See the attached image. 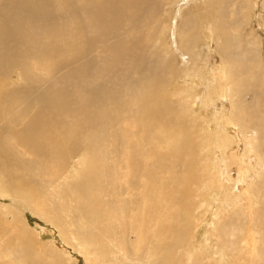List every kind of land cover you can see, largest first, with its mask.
I'll list each match as a JSON object with an SVG mask.
<instances>
[{
  "label": "bare ground",
  "instance_id": "obj_1",
  "mask_svg": "<svg viewBox=\"0 0 264 264\" xmlns=\"http://www.w3.org/2000/svg\"><path fill=\"white\" fill-rule=\"evenodd\" d=\"M242 1L252 7L250 27L243 22L235 30L240 22L228 14L230 0H0V193L16 200L7 210L13 221L24 217L20 208L64 234L76 227L74 234L97 246L102 259L185 264L177 250L191 230V191L214 186L213 171L223 186V168L230 166L221 158L212 162L198 119L187 120L193 78V95L203 103L192 108L203 115L213 104L217 130L232 138L223 151L237 147L238 174L246 177L248 157L256 158L255 183L242 178L234 185L260 202L258 216L248 215L244 225L258 229L264 222V0L235 5ZM201 28L206 41L199 47ZM178 71L188 75L173 81ZM74 158L82 164L70 169ZM16 233L20 241L30 232L21 223ZM3 253L0 247V259ZM20 264L31 262L22 257Z\"/></svg>",
  "mask_w": 264,
  "mask_h": 264
},
{
  "label": "rangeland",
  "instance_id": "obj_2",
  "mask_svg": "<svg viewBox=\"0 0 264 264\" xmlns=\"http://www.w3.org/2000/svg\"><path fill=\"white\" fill-rule=\"evenodd\" d=\"M230 1L231 3L230 5L227 6L226 9L228 10V14L230 17L240 22V24L234 27L235 30H241L243 28V22L246 23L250 17L252 7H248L247 5L249 3H244L243 1L239 5L237 4L235 5V3L238 2V0H230ZM199 4L203 5L202 3H199ZM202 20L206 22L207 20H209V17L208 18L203 17ZM234 20L231 19L230 22L234 23L235 22ZM163 21H164V18H163ZM157 24H161V23H157ZM245 27L249 28L250 26L248 25V23H246V26H244V28ZM199 32H200L201 38H200V41L198 40L197 45H199V43L202 42L199 46V47H202L204 45L203 43L204 40L206 41V38H205V35L201 34L202 28L199 29ZM243 32L245 33L244 30H242V33ZM222 33L223 34L221 35L220 38L218 37L219 36L218 35L215 39V43L218 46H220V44H222V42H224L226 39L225 36L227 35V33L226 34L224 32ZM205 49L206 47H204V50H202V53H204ZM185 58L187 59V57ZM176 63L177 62L174 63L175 66H176ZM196 65L197 67L199 66V64H196ZM181 67H183V65H181ZM37 72L38 74H40L39 71ZM44 75L45 74H42V76ZM182 75L184 76L188 75V71H178L171 79L175 81L176 79L179 78L178 76H182ZM11 78L16 82H20L18 73L12 72ZM190 78L191 77L182 78L181 81L186 83V81L188 82L190 81ZM191 79H192L190 82L191 84L187 85V87L191 91L190 95L187 98V103H190V105L187 108L191 109L189 112L192 111L193 113L192 112L191 114L188 113L189 115L187 116V120L193 117L198 119L199 127H201L203 131L201 133L202 141L203 143H205L204 147L210 152L209 154L211 156L212 162L213 163L215 162L216 164L218 159L221 158V159H224V161L226 162L228 161V165L230 166L227 168H223L226 170V172L224 173L225 180L223 182V186L227 187V189L223 187L222 184L218 181L220 179V174H219L220 172L217 171L218 173L217 174L216 172L213 171L212 173L214 175L213 177L214 186H212L211 188L208 186L207 187L204 186L203 190L196 189V191L193 188V190L191 191L192 192L191 197L194 199L193 201H195V207L192 208L193 213L191 212V225L189 227L191 228V230H189V233L184 241L185 243L183 242L185 245L183 244V246H181L177 250V252L179 253V256L184 255L185 260L183 259V261L186 262L185 264H193V263L194 264H264V251H263L264 249V246H263L264 245V241H263L264 240L263 238L264 237L263 235L264 234V222L262 223V225H260L258 229H254L253 227L250 228L249 226L244 228V225L247 224L250 215H252V217L258 216V211L261 208L260 202H256V197H254L252 193L249 192L250 193L249 194L248 191L244 192L243 189L241 190V188L235 187L234 185L235 183H237V180L239 179L241 180L242 178H244L245 180L246 179L248 180L251 178L250 181L252 182V184L255 183L252 180V174H253L252 171L254 169L252 167L253 165L256 164V161H255L256 158L253 157L254 156L253 152L251 154V157H248V162L246 164L248 166L245 169V171H247L246 177L243 174H240V175L238 174L239 173L238 167H239L240 159L239 157H237V159L235 158V151L237 147L231 145L227 149L228 151H226V153L223 151V148L226 146V144L229 143V141L232 140V138L225 136L227 135L225 130H222V132L225 133V135L217 130V125H216L217 119L212 109L213 104L210 105L211 109L209 106H205L203 115H200L199 112L195 113V110L192 108L194 104L201 105L203 103V99H200V97L196 98V95L195 94L193 95V89L195 86V82H193V78ZM176 81H179V79ZM185 83L181 84V86L177 83L175 88H178V89L185 88L186 87ZM228 88H230V85L228 86ZM169 91H171L170 88H169ZM195 93L197 94V91H195ZM232 95L233 93H231V96ZM206 107H209V108H206ZM263 108H264V105H263ZM206 127H210V130L208 128L207 129L209 131L206 130L205 129ZM218 129L220 130V127H218ZM222 135L224 136L223 137L224 142H222V137H221ZM215 136L217 137L216 138L217 143H215L216 142ZM201 144L202 143L199 139V145ZM223 144H224V147H223ZM254 144L257 145V141L255 142V139H254ZM218 147L220 148L219 150L217 149ZM200 149H202V147ZM217 150L218 152H216ZM74 159L75 160H73L72 165L69 166L70 169H71V166H73L74 163H76L77 161L78 162L75 164L76 166H80L82 164V162H80V159H76V158ZM210 165H206V167ZM201 175L205 180V175L202 173ZM216 178L218 179L216 180ZM230 178H232L233 180L232 179L230 180ZM250 181H249L250 186L248 185V190L249 189L252 190V187H251L252 184ZM226 183L228 184L230 183V184L228 185ZM217 189L218 191H216ZM225 192L227 193L225 194ZM2 193H0V247L2 248V251H4L2 256H5V257L2 258L3 260L0 259L1 263H4L9 259L11 260L12 264H20V259L23 257L26 261L31 262V264H35L36 262L38 264L40 263H44V264H115V263L117 264L119 263L120 264H138L133 261H125L122 256H120V258L123 260H121L120 258L114 259L112 256H110V260L108 259L109 256L108 257L104 256L102 259L101 258L102 256H100L98 253L97 246L88 245V243H85L83 240H81V238L76 233L74 234L76 227H73V226L66 227V229L64 230L65 231V234H64V232H62L56 225H54L51 222H48L41 216L32 213L30 210L28 211L25 210L22 212L21 209L19 208L18 211L21 212L24 215V217H21V219H19L20 221L17 220L16 222H14L13 216L7 210H8V207H12V208L17 207L16 200L13 197H9L8 195H5V193L4 194ZM262 198L263 196H261V199ZM223 199L224 201L225 200L227 201L223 202ZM236 208L240 210H237ZM229 214L230 216L228 217ZM258 219L259 218H256V221H258ZM13 222L15 224H13ZM214 222L216 223L214 224ZM21 223L25 225V227L29 230L30 233L26 235L28 236L26 237L27 239L25 238V239H22L23 241L22 240L18 241L19 237H16L17 235L16 232H19L21 230ZM9 224H11L12 226L9 227ZM249 228L250 230H248ZM247 233L250 234L251 237H253V239L250 241L252 245L245 243V241H248L251 239L247 237ZM261 233L263 234L261 235ZM249 246H251V248ZM252 247H254L253 248V250L255 249L254 251L252 250ZM243 249L245 251H243ZM13 251H16V252H13ZM51 251H58V254L60 257L52 256ZM252 253L254 254V256ZM96 254H98L99 257ZM53 257L55 258V261H52ZM97 257H98V260H97Z\"/></svg>",
  "mask_w": 264,
  "mask_h": 264
}]
</instances>
